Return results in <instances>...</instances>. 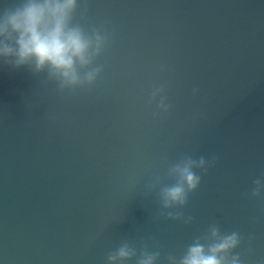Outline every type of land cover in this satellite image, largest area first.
I'll return each mask as SVG.
<instances>
[{
  "label": "water",
  "instance_id": "water-1",
  "mask_svg": "<svg viewBox=\"0 0 264 264\" xmlns=\"http://www.w3.org/2000/svg\"><path fill=\"white\" fill-rule=\"evenodd\" d=\"M75 21L110 35L91 89L61 93L0 60V264H105L141 240L165 264L212 223L242 235L243 264H264V199L250 195L264 171V0H87ZM160 86L171 107L157 116ZM186 153L219 157L189 225L161 218L149 187L172 183Z\"/></svg>",
  "mask_w": 264,
  "mask_h": 264
},
{
  "label": "clouds",
  "instance_id": "clouds-1",
  "mask_svg": "<svg viewBox=\"0 0 264 264\" xmlns=\"http://www.w3.org/2000/svg\"><path fill=\"white\" fill-rule=\"evenodd\" d=\"M78 8L87 11V0H20L0 12V60L15 68L27 66L35 74L46 72L47 81H54L58 91L76 92L91 89L104 70L97 59L110 43L109 33L98 27L90 30L75 21ZM198 89H193L195 95ZM149 103H155L157 112L167 113L165 87L152 90ZM219 157L212 155L194 158L184 154L169 166L167 179L155 176L149 187L158 189L159 216L189 225L191 215L183 211L189 196L202 182V177L215 166ZM199 170V171H197ZM251 197L264 199V171L252 181ZM243 237L238 231L224 232L219 224L212 223L202 236H197L187 246L183 255L168 254L165 264H243L240 248ZM254 239L248 237L249 244ZM252 249L249 247L248 251ZM159 250H150L141 240L139 247L127 241L114 251H109L105 264H157Z\"/></svg>",
  "mask_w": 264,
  "mask_h": 264
}]
</instances>
